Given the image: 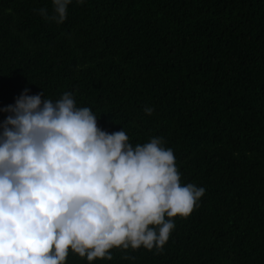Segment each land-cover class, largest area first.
Wrapping results in <instances>:
<instances>
[{
	"label": "trees",
	"instance_id": "trees-1",
	"mask_svg": "<svg viewBox=\"0 0 264 264\" xmlns=\"http://www.w3.org/2000/svg\"><path fill=\"white\" fill-rule=\"evenodd\" d=\"M41 7L0 0V108L71 92L133 145L162 137L182 185L205 188L163 252L91 264H264V0H72L60 24Z\"/></svg>",
	"mask_w": 264,
	"mask_h": 264
},
{
	"label": "clouds",
	"instance_id": "clouds-1",
	"mask_svg": "<svg viewBox=\"0 0 264 264\" xmlns=\"http://www.w3.org/2000/svg\"><path fill=\"white\" fill-rule=\"evenodd\" d=\"M72 0H51L43 19L63 23ZM84 0H77L82 4ZM25 88L0 108V264L88 262L141 246L163 252L177 216L187 218L204 187L181 183L171 148L154 136L133 145L98 126L65 92L53 102ZM147 115L154 111L144 109Z\"/></svg>",
	"mask_w": 264,
	"mask_h": 264
}]
</instances>
